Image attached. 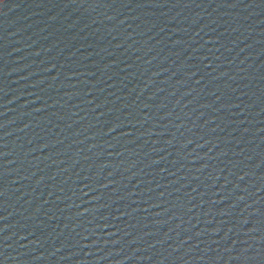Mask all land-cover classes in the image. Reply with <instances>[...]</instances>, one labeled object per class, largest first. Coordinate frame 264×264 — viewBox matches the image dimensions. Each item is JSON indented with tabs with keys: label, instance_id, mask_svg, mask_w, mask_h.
Here are the masks:
<instances>
[{
	"label": "water",
	"instance_id": "95a60500",
	"mask_svg": "<svg viewBox=\"0 0 264 264\" xmlns=\"http://www.w3.org/2000/svg\"><path fill=\"white\" fill-rule=\"evenodd\" d=\"M0 264H264V0H0Z\"/></svg>",
	"mask_w": 264,
	"mask_h": 264
}]
</instances>
